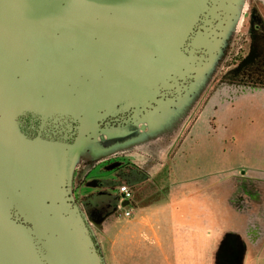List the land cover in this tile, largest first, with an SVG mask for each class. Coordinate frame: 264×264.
Masks as SVG:
<instances>
[{
    "label": "crops",
    "instance_id": "crops-1",
    "mask_svg": "<svg viewBox=\"0 0 264 264\" xmlns=\"http://www.w3.org/2000/svg\"><path fill=\"white\" fill-rule=\"evenodd\" d=\"M242 19V26L249 25L245 47L228 68L251 60L255 52L259 54L252 62L264 61V26ZM113 23L102 32L112 38L109 50L102 42L77 35L68 39L67 52L55 63L65 61L67 68L91 73L93 64L108 68L110 62L141 60L145 42L139 39L144 34L133 31L118 38L122 34ZM80 27L72 25L79 33ZM11 59L20 62V54L13 53ZM31 63L52 60L35 56ZM47 70L44 103L79 104L64 95L65 71ZM219 85L205 102L206 112L188 120V131L179 133L153 172L130 160L142 176L132 200L118 197L115 209L101 219L89 215L103 264H264V76ZM131 90L127 86L124 94ZM88 91L92 96L94 89ZM74 163L72 179L78 174ZM74 182L78 193L80 186ZM126 207L132 209L129 217L124 216Z\"/></svg>",
    "mask_w": 264,
    "mask_h": 264
},
{
    "label": "flooded vegetation",
    "instance_id": "flooded-vegetation-1",
    "mask_svg": "<svg viewBox=\"0 0 264 264\" xmlns=\"http://www.w3.org/2000/svg\"><path fill=\"white\" fill-rule=\"evenodd\" d=\"M97 3L98 0H0V26L3 27L0 31V55L19 53L22 68L14 64H0V141L5 134L27 145L43 140L54 141L60 145L69 141L71 154L68 187L71 195L74 193L71 188L74 151L88 144L90 140L103 142V134L119 126L122 119L130 120L145 107L168 95L171 84L180 81L190 60L202 55L212 40L219 45L223 42L229 30L228 23L231 24L238 18L239 5L234 0H196L191 16L176 34L167 64L148 79L141 80L135 92L115 97L108 105L98 106L88 115L67 110L65 107L44 110L29 103L26 100L28 98L23 96L19 100L20 87L25 84L23 70L27 66L67 70V62L55 61L58 56L67 52L69 38L79 35L81 38L86 37L90 43L102 42L103 49L111 48L112 38L105 33L94 30L79 33L72 28L74 23L93 28L103 20L115 21L120 17L116 16L113 6L106 2ZM3 8H6L5 12L11 11L12 16L5 14ZM125 34L126 32L118 38ZM35 56L47 57L52 63L32 64ZM150 57L156 59L158 56L152 53ZM93 65L105 68V63ZM130 65L129 63L123 67ZM114 66L115 63L107 65L108 68ZM70 86L68 81H62L65 92ZM17 194L19 190L15 188L9 194L2 192L0 199L2 196L8 198ZM2 212L5 223L13 230L22 232L35 263L52 264L48 257L45 236L36 232L33 221L12 201L8 202ZM84 217L88 222V218L85 215ZM96 247L98 248L97 244Z\"/></svg>",
    "mask_w": 264,
    "mask_h": 264
},
{
    "label": "bare ground",
    "instance_id": "bare-ground-1",
    "mask_svg": "<svg viewBox=\"0 0 264 264\" xmlns=\"http://www.w3.org/2000/svg\"><path fill=\"white\" fill-rule=\"evenodd\" d=\"M123 1L127 3L123 4ZM195 1L98 0L97 4L106 2L115 8L116 16H120L116 19L118 20L117 30L120 34L133 31L144 34L139 39V42L140 40L145 42L143 57L137 62L130 63L128 67H123L124 64L120 66L116 64L112 68L94 67L91 73L78 66L69 67L74 69L67 68L62 81H68L71 86L66 88L64 95H68L69 100H76L79 103V109L70 110L66 102L62 108L88 115L98 106L108 105L115 97L126 96L127 94L124 93L127 86L137 90L141 80L144 81L156 74L170 58L176 34L191 16ZM3 11L5 12L6 8H3ZM80 25V32L90 30L105 32L114 23L110 19L103 20L93 28L84 26L82 23ZM134 25L136 26L133 30ZM2 30L3 27L0 26V31ZM152 53L158 56L155 60H151ZM12 54L0 55V64H14L21 68L20 62L12 61ZM141 64H143L142 67H138ZM47 71V69L30 66L23 70L25 84L20 87L19 100L23 96L28 98L26 100L29 103L42 108L43 103L46 102V94L42 90L48 86L46 85L49 77ZM43 82L46 86L42 85ZM90 88L94 89L92 96L88 91ZM1 140L4 141L5 137ZM49 152L50 150L45 148H29L14 144L11 149L4 151V154L0 156V158L17 161L13 164L0 162V183L4 180L1 184L7 187L13 184L20 185L25 196L20 197L18 202L35 219L36 224L41 228H57V238H51L47 246L48 257L52 264H82L81 253L75 243V235H70L62 229L63 225L59 217L46 219L41 211L40 201L47 194L44 182L51 165V156L47 154ZM1 184L0 192L6 190ZM4 206L5 202L0 200V252L3 253V256L0 254V264H36L25 245L26 241L21 232L13 230L3 220Z\"/></svg>",
    "mask_w": 264,
    "mask_h": 264
},
{
    "label": "rangeland",
    "instance_id": "rangeland-1",
    "mask_svg": "<svg viewBox=\"0 0 264 264\" xmlns=\"http://www.w3.org/2000/svg\"><path fill=\"white\" fill-rule=\"evenodd\" d=\"M236 1L239 4L238 18L233 23H228L229 30L223 42L219 45L212 40L202 55L190 60L180 81L171 84L168 95L145 107L130 120L122 119L119 126L103 134V142L90 140L74 151L71 165L76 163L75 172L78 174L76 179L71 178V188L76 180L77 188L80 186V189L71 197L87 218L89 215L84 209L83 201L88 195L99 190L117 199L121 185L130 186L132 191L138 189L142 176L131 163L144 171L153 172L158 167L156 160H160L164 153L168 154L178 140L179 133L184 128V134L188 131V120L196 113L206 112L205 102L215 87L229 79L264 76V61L261 60L258 64L252 62L258 52L252 54L253 59H246L244 63L228 68L229 63L241 56L245 47V33L249 31V25L242 26V18L248 19L245 22H259L264 26L263 0H234ZM4 13L12 16L11 11ZM261 54L264 57V52ZM135 91L132 89L128 94ZM64 104L43 103L42 108H61ZM66 105L73 111L79 109L75 103Z\"/></svg>",
    "mask_w": 264,
    "mask_h": 264
},
{
    "label": "water",
    "instance_id": "water-1",
    "mask_svg": "<svg viewBox=\"0 0 264 264\" xmlns=\"http://www.w3.org/2000/svg\"><path fill=\"white\" fill-rule=\"evenodd\" d=\"M151 60H155V59H151ZM160 70L161 69H159V71ZM5 132L7 131L5 130ZM0 142H1L0 143V156L4 154V151L11 149V147L14 144L18 146L19 144L21 146H28L29 148L38 147L39 149L45 148V149L50 150V152L47 154L51 156V159H50L51 165L48 170V174H46V179L44 182L47 194H45V196L40 201L41 211L46 217V219H51L54 216L59 217V219L62 222L61 225H63L62 229L70 235H75V243L80 250V253H81L80 257L82 260V264L83 263L84 264H103L99 249L96 247V244L93 240V236H92L91 229L89 227V223L85 219L81 210L77 207V205L73 201L70 191H69L68 169H69V157L71 154L70 142L67 141V143L60 145L59 143L54 142V141H47V140L44 141L43 140V141H37L33 145H27V144H23L22 142H17L16 140L10 138L6 134H5V140L0 141ZM0 160H10L12 161V162H9L10 164H13V162H17L15 160L5 159V158H0ZM2 187L5 188L6 190L1 191L0 194H2V192L9 194L10 192H12V190H15V188L19 190V194L12 195L8 198H4L1 195L2 197L0 200L5 202L4 207H6L8 202L10 201L14 202L18 206L19 210L23 212L27 218L33 221L36 232L43 234L45 236L46 246H48V241L51 238H55V239L57 238L58 236L57 228L39 227L36 224L35 219L18 202L20 197L25 196L24 194L25 192L23 191L20 185L13 184L11 187H7V185H2ZM25 245H26V242H25ZM0 254L3 256L2 252H0Z\"/></svg>",
    "mask_w": 264,
    "mask_h": 264
},
{
    "label": "trees",
    "instance_id": "trees-1",
    "mask_svg": "<svg viewBox=\"0 0 264 264\" xmlns=\"http://www.w3.org/2000/svg\"><path fill=\"white\" fill-rule=\"evenodd\" d=\"M117 205V199L106 192H95L88 195L83 206L88 215L101 219L111 213Z\"/></svg>",
    "mask_w": 264,
    "mask_h": 264
},
{
    "label": "built area",
    "instance_id": "built-area-1",
    "mask_svg": "<svg viewBox=\"0 0 264 264\" xmlns=\"http://www.w3.org/2000/svg\"><path fill=\"white\" fill-rule=\"evenodd\" d=\"M118 195H119L120 199L123 201L130 202L133 198V192H132L131 188L126 184L119 186ZM131 210H132L131 207H126L125 212H124V216H126V217L131 216Z\"/></svg>",
    "mask_w": 264,
    "mask_h": 264
}]
</instances>
